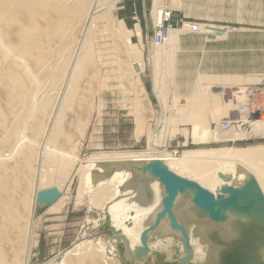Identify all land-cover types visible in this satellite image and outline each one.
<instances>
[{
	"label": "bare ground",
	"instance_id": "bare-ground-1",
	"mask_svg": "<svg viewBox=\"0 0 264 264\" xmlns=\"http://www.w3.org/2000/svg\"><path fill=\"white\" fill-rule=\"evenodd\" d=\"M159 1L154 0V8ZM161 1L170 8L181 6L180 0ZM106 8L109 7L104 0H0V264H28L37 204L61 184L56 171L64 164L54 154L58 146L71 139V127L82 124L83 118L76 119L73 116L86 107L88 101L83 85L85 79L93 76L96 70L92 64L95 22L106 19V28L115 31L113 36L117 40L116 47L123 54L122 64L128 63L129 58L140 63L141 51L135 49L127 30L120 25L122 22L113 24ZM163 13L164 10L158 15L156 27L163 24L167 17V11ZM224 29L214 24L187 22L182 28L171 27L161 43L168 41L171 46H181L185 34L192 36L194 32L200 31L206 34V40L215 42L226 39L228 31L238 30L230 26L227 31ZM137 33L140 34V31ZM153 43L157 44L155 37ZM209 49L201 48V52L210 54ZM209 59L215 65L213 69L223 64L218 58ZM200 63L202 61L199 60ZM220 68L225 69L224 66ZM186 73L183 67L176 72L180 86H192L191 93H185L183 97L187 101V109L180 111L179 115L186 124L191 125L193 137L205 141L210 138L224 139L220 133L213 132L217 128L215 120L220 109L197 108L198 92L205 87V83L199 82L203 78L238 82L244 79V75L227 71L213 75L199 72L194 77L195 85L193 79L189 83L186 81L183 76ZM258 73L245 76L257 78ZM221 85L223 83H214L213 86ZM160 88L159 83H156L154 90L158 96L161 94ZM167 116L168 113L163 116L166 122L169 120ZM143 117L137 118L140 129L148 127V120ZM209 117L212 121L208 120ZM207 122L215 124L212 131L206 127ZM245 122L242 126H246L248 133L254 135L255 130H260L264 135V118L248 117ZM153 159L161 160L176 174L194 180L214 193L223 184H241L247 174L254 176L264 193V145L193 149L180 153L179 157L162 152L125 157L103 154L89 158L80 171L76 204L87 196L86 201L90 206L103 210V213L111 217L113 229L121 230L131 250L138 244L145 223L152 221L155 205L143 207L147 202L146 194L142 191L145 185L143 182H128L126 178L129 174L125 169L117 170L103 180L96 179L92 170L97 163L122 164ZM127 220H131V223L128 224ZM86 225L73 246L59 253L61 263L53 259L44 264H107V260L110 261L108 264H117L110 257L115 249L112 244L106 245L102 237L95 241L91 239V224L87 221ZM159 229L156 231L158 235L161 232ZM113 240L114 237H110L108 241ZM198 252H201V246L196 244L194 254Z\"/></svg>",
	"mask_w": 264,
	"mask_h": 264
},
{
	"label": "rangeland",
	"instance_id": "rangeland-1",
	"mask_svg": "<svg viewBox=\"0 0 264 264\" xmlns=\"http://www.w3.org/2000/svg\"><path fill=\"white\" fill-rule=\"evenodd\" d=\"M180 1L181 6L170 8L164 6L160 0L154 8V0H104L109 7L106 8V12L113 19V24L122 22L120 25L127 30L135 49L141 51L140 63L138 64L134 58H129L128 63L122 64L123 54L116 47L117 40L113 36L115 31L106 28V19L95 22L92 64L97 72L94 68L95 75L87 77L83 85V92L85 91L88 101L87 109L84 106L85 108L74 113L73 117L76 116V119L83 118L82 124L79 127H71V139L58 146V151L54 154L58 161L64 164L56 171L61 184L37 204L28 264H44L53 259L61 263L59 253L73 246L83 229L87 227V221L91 224L89 228L91 239L95 241L96 238L102 237L106 245L111 243L115 249L110 257L118 262L117 264H121L122 246L120 240L115 238L117 233L112 236L115 240L110 242L107 240L110 232L104 231L111 223V217L104 218L103 210L90 206L86 201L87 196L76 204L80 171L89 158L103 154L125 157L162 152L179 157L180 153L193 149L264 145V135L259 132L260 130H255V134L252 135L245 129V125L242 126L248 117L264 118V0ZM163 10L171 12L170 21L176 29L182 28L187 22H192L223 26L224 31H227L228 26L236 27L238 30L228 31L226 39L215 42L206 40V34L200 31L194 32L192 36L185 34L181 46L177 44L171 46L168 41L155 45L154 27L158 15ZM139 31L140 34L137 33ZM200 47L210 48L208 52L211 53H202ZM210 57L218 58L217 60L223 63L222 66L213 69L215 65L210 62ZM199 60L202 64H199ZM223 66L225 69L221 70L220 67ZM182 67L185 73L187 72L183 76L188 83L190 80L192 82L199 72L213 75L227 71L239 76L244 75V79L238 82L214 78L210 81L203 78L199 84L205 83V87L208 88L204 87L203 90L200 88L201 92L195 91L198 92L197 108L220 109L215 120L217 128L213 130L215 124L208 122L206 127L220 133L224 139L210 138L205 141L193 137L191 125L186 124L187 122L181 118L180 111L187 109L184 94L191 93L192 90L191 84L182 87L177 83L176 72ZM255 72H260L257 78L250 79L245 76L257 74ZM156 83L161 87L160 96L154 90ZM214 83L223 85L214 87ZM194 84L196 85V79ZM248 88L255 90L252 100L254 112L250 113V116L248 112L238 107L247 101ZM166 113L170 120L168 122L163 118ZM139 116H144L143 118L148 120L147 128H138ZM240 117L241 124L236 122ZM208 120L212 121L211 117ZM221 120H230L232 123L224 128L220 125ZM213 132L211 133L215 134ZM127 223H131V220H127ZM203 253L204 248L201 246V252L196 253L188 264H203ZM182 254L179 241L161 240L153 248L150 264H177ZM144 258L141 257L139 261H144ZM105 263L108 264L110 261L107 260Z\"/></svg>",
	"mask_w": 264,
	"mask_h": 264
},
{
	"label": "water",
	"instance_id": "water-1",
	"mask_svg": "<svg viewBox=\"0 0 264 264\" xmlns=\"http://www.w3.org/2000/svg\"><path fill=\"white\" fill-rule=\"evenodd\" d=\"M123 169L128 171V182L144 183L147 202L143 207H155L152 221L145 223L133 250L111 223L104 230L110 232L107 240L117 233L121 264H139L141 257H145L141 264H150L155 245L167 239L180 243L183 254L177 264L193 260V244L204 248L203 264H264V194L254 176L247 174L241 184H223L214 193L176 174L158 159L97 163L92 174L103 180ZM102 214L107 219V213ZM157 229L161 230L159 235ZM149 244L151 251L146 257Z\"/></svg>",
	"mask_w": 264,
	"mask_h": 264
},
{
	"label": "built area",
	"instance_id": "built-area-1",
	"mask_svg": "<svg viewBox=\"0 0 264 264\" xmlns=\"http://www.w3.org/2000/svg\"><path fill=\"white\" fill-rule=\"evenodd\" d=\"M170 19H171V12H167V17L164 19L163 24L154 27V37L156 38L157 43H160L162 41V38H165L167 36L168 30L171 27H173L174 24L171 23ZM158 27L161 29V31ZM246 95L248 96L247 102L240 104L238 107L241 108L242 111L248 112L249 115L248 114L247 115L250 116V113L253 114L254 112L252 100L255 95V90L253 88H248ZM241 119L242 117H240L236 122L241 124L242 122ZM231 123L232 121L230 120L220 121V125L226 128L229 127Z\"/></svg>",
	"mask_w": 264,
	"mask_h": 264
}]
</instances>
